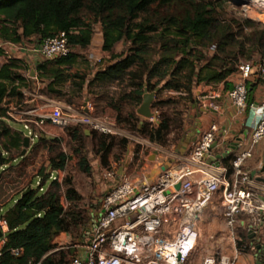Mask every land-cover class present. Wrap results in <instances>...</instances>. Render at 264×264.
<instances>
[{
  "label": "trees",
  "instance_id": "obj_1",
  "mask_svg": "<svg viewBox=\"0 0 264 264\" xmlns=\"http://www.w3.org/2000/svg\"><path fill=\"white\" fill-rule=\"evenodd\" d=\"M175 5H181L184 13L171 12L169 9ZM221 6L218 2L199 0H0V40L13 44L33 40L37 47H41L46 39L66 33L71 54L55 62L59 67L51 68L49 61L39 64L38 78L41 82L53 79L55 85L77 78L81 80L78 86L82 87L87 74L72 73L71 69L66 72L61 66H72L81 56L74 52L75 49L87 50L97 27L101 26L103 51L109 53L116 63L98 71L89 86L127 83L118 102L109 100V105L118 114V123L122 124L127 121L120 116L121 103L130 99L140 106L147 87L154 92L164 83L161 89L183 92L195 103V89L201 85L226 82L245 63L243 57L250 59L256 53L260 60L252 63L257 65L264 61V29L257 30L256 24L250 20L223 19L224 15L219 13ZM246 29L252 31L247 34ZM121 43L126 44L127 50L118 54L116 49ZM154 48L160 52L156 60L150 59ZM4 55L0 46V57ZM21 68L15 62H9L0 70V167L12 162V155L22 153L24 147V132L10 125L12 119L8 109L3 107L6 97H24L20 89L29 85L28 79L19 72ZM52 86H48V93L60 94ZM132 118L134 125L130 123L131 128L147 134L153 144L168 147L171 129L168 120L152 128L150 124L138 128L139 120L135 116ZM75 132V138L78 134L87 136L82 126ZM87 137L98 142L105 155L115 141L112 135L98 137L96 132ZM43 141L46 140L41 139V143ZM229 161L224 165L230 171ZM67 162L64 153L52 158V173L65 170ZM52 178L48 174L40 179L37 187L30 185L5 212L4 219L10 231L1 264H64L70 255L71 252L63 250L52 254L56 249L54 240L60 233L72 232L85 222L73 206L82 197L70 183L64 189L57 179L44 190L45 181ZM63 196L72 204L68 209L62 202ZM237 244L243 252L262 246L248 235ZM258 251L260 258L264 246Z\"/></svg>",
  "mask_w": 264,
  "mask_h": 264
},
{
  "label": "built area",
  "instance_id": "obj_2",
  "mask_svg": "<svg viewBox=\"0 0 264 264\" xmlns=\"http://www.w3.org/2000/svg\"><path fill=\"white\" fill-rule=\"evenodd\" d=\"M39 51L46 61L67 58L71 54L67 34L46 39ZM239 70L240 80L228 92V99L237 114L244 115L249 108V80L256 72L264 80V61L257 65L242 63ZM197 105L206 111H218L220 108L205 96L197 100ZM85 109L51 101L24 113L25 128L30 135L33 134V125L42 127L46 123L63 129L79 125L90 132H111L113 124L95 116L91 106L87 105ZM219 134L220 128L214 124L197 137L186 153H175V167L162 168L153 185L145 177L147 170L144 166L140 178L134 179L127 169L121 175L128 159L105 170L102 175L105 193L99 201L96 222L88 232L89 245L84 246L88 256L84 259L75 255L71 264H141L143 255L151 259L148 264H185L196 248L191 240L192 236H196L191 223L218 194L221 195L220 202L229 230L235 231L241 217L246 216L251 233H259L264 225V187L246 170V164L254 157L255 147L264 140V104L259 121L250 131L248 142H237L234 150L230 151L231 170L216 164L215 170L208 172L206 161L212 156L213 146L219 142ZM148 144L157 154H162V147ZM36 148L42 147L31 146L22 160L28 158ZM21 167L10 174L2 172L0 179L3 188L14 194L26 191L36 176L34 174L29 178L20 173ZM199 173L201 177H196ZM170 214L178 223V232L172 241L162 237L166 217ZM0 227L4 235L1 241L6 244L10 228L2 215V207ZM15 254L18 252L15 251ZM1 257L2 251L0 264ZM204 264L218 263L215 257H209ZM221 264L234 263L222 257Z\"/></svg>",
  "mask_w": 264,
  "mask_h": 264
},
{
  "label": "crops",
  "instance_id": "obj_3",
  "mask_svg": "<svg viewBox=\"0 0 264 264\" xmlns=\"http://www.w3.org/2000/svg\"><path fill=\"white\" fill-rule=\"evenodd\" d=\"M97 37H99V39H97ZM96 39L98 40L97 42ZM103 44L104 40L102 28L101 26H98L91 46L87 50L75 49L74 52L81 56L78 57L72 66H61V69L66 72L71 69L72 73L81 72L87 74V80L83 83L82 87H80L78 85L81 84V80L77 78L68 79L66 82L58 85L53 84V79H47L44 82H41L38 78V66L39 64L47 61L44 60L39 51V47L35 45L33 40L26 41L23 44L5 43L0 40V46L3 47L5 51V55L0 57V70L5 64L15 62L17 65L22 67L19 72L22 76L28 79L29 85L28 87H22L20 89L24 95L23 98L20 99L18 97L9 96L4 99L3 107L8 109V114L12 119V121L9 122L10 125L16 130L23 131L25 136H31L30 131L26 130L24 123V113L27 111L42 107L46 103L53 101L77 109H85V107L89 105L92 107L94 112L95 107H98L100 102H102L105 98L108 100H116L118 93L115 91H118V88H124V94V91L126 90L125 84L127 83H95L93 86H89L90 81L94 80L98 71L104 69L110 64L116 63L113 61L109 53L103 51ZM124 48H126V44L121 43L117 47L116 53L122 54L124 52ZM86 59L89 63L85 62L87 61ZM57 61H49L51 62V68L59 67L55 63ZM83 67H87L88 70H85ZM239 80L240 70L229 76L226 82H222L217 85L199 86L197 88L198 97L195 98V104L190 105L192 107V112L189 114L191 124L184 128V133L182 134L181 140L177 146H160L163 149L162 154H160L151 165L154 167L157 166V170L160 171L162 168L175 167L173 158L174 154L177 152L183 154L190 149L193 142L188 144V141L189 139H192L193 133L198 130V137L203 132L209 130L212 125L216 124L220 128L219 142L217 147L213 149L212 156L206 161V171L213 172L217 161L220 162L222 167L226 168L224 164L226 161H229V158H221V160H218V158L223 153L234 150L237 142H241L243 144L248 142L250 131L259 121L264 104V80L256 72L249 80V108L244 115H238L228 99V92L235 87ZM50 84L53 85L52 87L55 90H59L60 94L57 95L52 92L48 93L47 88ZM163 85L164 83L162 84V87ZM161 90L162 98L167 94L178 95V91L175 90ZM127 92L130 93L131 88L127 89ZM159 96L160 94L157 93L155 101L158 103L163 101V99L161 97L159 98ZM204 96L210 101L213 100L216 102L220 106L219 110L204 111L202 106H198L197 100ZM213 97H215V99H213ZM107 106L109 107V112L111 114H115V110L109 104H107ZM85 111L88 112L87 109H85ZM199 113H201L200 117L198 116ZM44 127L45 126H32L31 132L35 133V139L31 144L33 148L41 144V139L46 140L49 138L44 131ZM88 132L89 131L85 129L86 135H91V133ZM36 141H38L37 144L35 143ZM229 163H231V161H229ZM144 167L146 170L149 169L148 165H144ZM246 170L249 171L252 176L255 174L254 178L261 186L264 187V183L261 182L264 180V140L255 147L254 157L247 162ZM201 175L202 174L199 173L196 177H201ZM40 182L41 180L39 179L35 184V180H33L31 186L35 188L40 184ZM47 189L48 187L45 186L44 190ZM19 198L20 194H14L11 191H7L3 188L2 183H0V207H2L3 216L9 208L14 206ZM97 216V212L95 215L91 214L89 227L85 229V232L78 239L77 237L75 238L71 232L60 233L54 240L56 249L52 252V254H56L61 250H65L67 247L72 246L70 248L76 249V253L74 255H78L86 259L88 251L84 246L89 245L88 232L93 226V223L96 222ZM166 218L167 219L163 226L162 237L166 240L172 241L176 238L178 223L175 221V217L172 214L168 215ZM191 226L193 231L196 233V236H192L191 240L196 244V248H198V246H201L202 249L206 248L204 250V256L206 259L209 257H215V253L221 250V253L225 255L223 257L229 259L234 264L258 263L260 255L258 249L256 251L251 250L250 252H243L238 248L237 244V242L241 240L244 235H248L249 239H252L251 237L253 236V233L250 231L249 220L246 216H242L240 224L237 226L235 231L229 230L225 223L224 209L221 202L212 201V203L200 215L196 216L193 223H191ZM255 239L258 246L260 243L264 246V225L260 232L255 236ZM4 246L5 244L0 240V252L3 251ZM196 248L192 254L196 251ZM192 254L190 256H192ZM190 256L187 258V261ZM187 261L185 264H187Z\"/></svg>",
  "mask_w": 264,
  "mask_h": 264
},
{
  "label": "rangeland",
  "instance_id": "obj_4",
  "mask_svg": "<svg viewBox=\"0 0 264 264\" xmlns=\"http://www.w3.org/2000/svg\"><path fill=\"white\" fill-rule=\"evenodd\" d=\"M199 1H214L221 4L222 6L219 9V13L224 15L223 19H236L241 21L250 20L256 24L257 30L264 29V2H262V0ZM169 10L178 14L184 13L181 5H175ZM251 31L252 30L250 29H246L245 33L249 34ZM97 39H99V37H97ZM97 39L96 42L98 41ZM155 49L156 48H154L151 52L150 59L152 60L159 59L160 56V52L155 51ZM247 49H250L249 44ZM126 50L127 47L123 49V51ZM259 60V55L256 53L253 54L250 59L245 57L242 58V61L246 63L253 61L259 62ZM85 62L89 63L88 60ZM83 68L88 70L87 67ZM161 87L162 84L159 88ZM123 89L124 88H118V91H115L118 93L116 99L117 102L122 98ZM197 90L198 89H195L194 91V99L198 97ZM159 94V98H162V90H160ZM162 99L163 101L159 102L158 105L157 101L154 102L155 107L153 106V112L156 116L153 120L146 119L138 114L140 106H138L136 102H133L130 99L123 101L121 103L120 116L127 122H123L122 124L118 123V114L116 111L115 114H111L109 112V107L107 106V104H109V100L107 98L102 100L98 107H95V116L101 119L108 118L107 121L114 125L111 132H96L98 137L108 134L115 138L113 147L107 155L100 150L99 143L94 139L87 136L83 137L81 134H78V138H75V129L79 127V125H71L63 129L52 126L50 123H46L44 125V131L49 138L40 144V147L42 148H38L39 151L37 148L34 149L25 160H22L21 153H14L12 155V159L14 160L6 165H2L0 167V173L3 172L6 175L10 174V172H16L17 168L22 165V169L19 170L20 173H23L28 177H32V175L36 174L33 179L35 180V184L42 178L40 177L42 173H44V176L48 174L53 176V178L49 181H45L48 188L54 179H57L61 184H63L64 189H66L70 183L71 188L75 189L80 197H82V200L73 203V206H76V211H79L85 218V222L71 232L74 237H77L78 239L85 232V229L89 227L91 214L95 215V213L100 210L99 201L105 193V188L102 184V175L105 170L121 161L126 162L127 159H129L127 161V163H129L128 171L134 179H137L141 177V168L144 165H148L149 169H147V173L149 174H152L158 168L157 166L154 167L151 164L161 153L157 154L154 148L149 146L148 143L152 142L149 140V136L147 134H141L137 130L130 127L131 124L134 125L132 117L135 116L139 120L138 128L143 127L144 124H150L152 128L158 126L164 120H168L171 127L167 142L168 147L177 146L179 139L184 133V128L191 124L189 114L192 112V107L190 105L195 103H192V100L188 95L186 97V94H167L163 96ZM82 129L85 130L87 128L82 127ZM87 130L89 131V129ZM124 141H127L128 143H124ZM35 143L37 144L38 141ZM42 149L44 150L43 152H41ZM61 153L66 154L68 157L66 168L63 171L52 173L53 171L49 166L50 161L52 158ZM213 201L220 202L221 195L218 194ZM62 202L66 209L72 206L71 202H69L65 196H63ZM70 247L72 246L63 250L66 253L71 252L64 264H71V261L75 256L74 254L76 253V249H72ZM205 249L198 246L196 251L188 259L187 264H204L206 259L204 256ZM223 256L225 255L221 253V250L215 253V258L218 264H221ZM142 259L143 262L141 264H148L151 261L150 258L144 255Z\"/></svg>",
  "mask_w": 264,
  "mask_h": 264
},
{
  "label": "water",
  "instance_id": "obj_5",
  "mask_svg": "<svg viewBox=\"0 0 264 264\" xmlns=\"http://www.w3.org/2000/svg\"><path fill=\"white\" fill-rule=\"evenodd\" d=\"M160 90L161 89L158 88L156 90V92H153L152 93V92L149 91L148 87L145 89L143 103L140 106V108L138 109V114L139 115H141L142 117H144L146 119H150V120H153L155 118L156 115L153 112V104H154V101L156 99L157 93H159ZM204 111H206V110H204ZM198 116L200 117L201 116V113H199ZM197 134H198V130H196L193 133L192 139H189L188 144H190L191 142H195L197 140V138H196L197 137ZM34 139H35V134L34 133L31 134V136H26L25 137V139H24V150L21 153V158H23L24 156H26L28 150L31 148V144H32V142H33ZM216 147H217V144L213 146L212 150L215 149ZM229 155H230V152L223 153L222 155H220V157L218 158V160H221V158H228ZM217 166H220V162L219 161H217ZM128 167H129V163H127L126 168L122 171L121 175H123V172L126 169L128 170ZM160 174H161V171L160 170H155L152 174L146 173L145 177L147 178L149 184L150 185H153ZM2 175L3 174L0 173V179L2 178ZM43 176H44V173H42L40 177H43ZM253 177H255V174L253 175ZM261 182L264 183V180H262ZM177 188H179V186ZM256 235H257V233H253V236L251 238H253V237L255 238ZM3 237H4V235H3V232H2L1 227H0V240ZM262 246H259L258 247V250H261L262 249ZM257 264H264V251L261 252V257L259 258Z\"/></svg>",
  "mask_w": 264,
  "mask_h": 264
}]
</instances>
